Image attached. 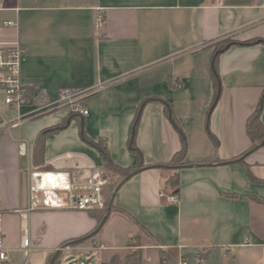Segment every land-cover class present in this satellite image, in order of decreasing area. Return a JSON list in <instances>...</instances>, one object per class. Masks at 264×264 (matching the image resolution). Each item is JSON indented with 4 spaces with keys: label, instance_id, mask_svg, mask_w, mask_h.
I'll return each mask as SVG.
<instances>
[{
    "label": "crops",
    "instance_id": "obj_1",
    "mask_svg": "<svg viewBox=\"0 0 264 264\" xmlns=\"http://www.w3.org/2000/svg\"><path fill=\"white\" fill-rule=\"evenodd\" d=\"M227 41L234 44L216 57ZM4 44L24 50L22 81L46 90L20 109L0 95V211L9 260L24 236L48 264L66 244L122 250L144 230L158 264L179 255L189 264H264V145L254 149L262 142L253 147L247 129L264 94V0H0ZM214 68L221 90L212 107ZM64 88L96 89L76 102L88 115L57 104ZM144 101L138 157L128 145ZM260 121L264 126V108ZM66 122L38 150L40 134ZM175 124L188 145L180 166L173 164L182 150ZM88 141L103 143L118 167L135 169L128 178L110 175L105 194L119 188L93 237L99 212L30 210L42 205L30 188L33 171L104 168ZM161 192L178 202L166 203ZM117 219L123 237L103 239Z\"/></svg>",
    "mask_w": 264,
    "mask_h": 264
},
{
    "label": "built area",
    "instance_id": "obj_2",
    "mask_svg": "<svg viewBox=\"0 0 264 264\" xmlns=\"http://www.w3.org/2000/svg\"><path fill=\"white\" fill-rule=\"evenodd\" d=\"M104 22L101 15L97 19L98 26ZM5 26L12 27L15 24L11 21L5 22ZM24 50L16 44L0 45V95L5 105L13 108H23L34 102L40 101L46 94V90L34 83H24L21 79V62ZM96 92V89L78 90L64 88L60 90L57 104H70L74 111L86 116L89 110L80 103L87 96ZM52 105H50L51 107ZM14 127L16 124L13 125ZM19 154L26 156L27 145L25 142L19 144ZM53 180L55 185L43 187L45 180ZM110 174L104 168H93L85 172L75 171H33L31 173V191L42 196V205L32 207L30 210H67L74 212H89L93 210H104L107 197L105 189L110 185ZM160 198L168 204L177 203L178 196L173 193L161 192ZM24 219L26 212H20ZM4 213L0 211V262L9 261V252L5 248V237L3 233ZM95 249V250H94ZM94 251L103 252L106 247L99 245ZM20 252L28 258L30 255V239L24 236L20 245ZM63 254L71 251V246L62 247ZM203 259H199L202 264ZM80 264H90L84 260ZM98 264H104L98 258ZM160 264H189L182 255L177 257H165Z\"/></svg>",
    "mask_w": 264,
    "mask_h": 264
},
{
    "label": "trees",
    "instance_id": "obj_3",
    "mask_svg": "<svg viewBox=\"0 0 264 264\" xmlns=\"http://www.w3.org/2000/svg\"><path fill=\"white\" fill-rule=\"evenodd\" d=\"M233 44H234L233 42L227 41V42H224V44L218 46V49L216 51V57L219 56V54H221L225 50H227ZM214 81H215V87H216V94H215V98H214L212 107L216 106V104L220 98L221 85H220V78L218 75L217 68H214ZM146 103H147V101H144L141 104L140 109H139L136 117L134 118L131 129H130L129 145L128 146H129L130 151L137 154L138 157H141V153L137 149V146H136V135H137L138 126L140 123L141 112H142V109ZM263 108H264V94H263L262 99L260 100V102L258 104L256 112L248 120V123H247V129H248V133L252 139L253 147H255L257 144L264 141V126L260 121V117H261V113L263 111ZM168 114H169V112H168ZM66 127H67V122L43 131L40 134L38 141H37L38 150L42 149L43 139L46 135L52 134V133H58ZM175 127L178 130V132L181 136V139H182V150L180 151V153H178L177 155L174 156L173 164L176 166H180V165H185L184 161H185V157L187 154L188 145H187V140L185 138L183 131L176 124H175ZM89 143L92 144L93 146H95L100 151V153L104 159V163H105L104 169L110 175H118V176L124 178V177H128L132 172H135V169H124V168H121V167H118L117 165H115L103 143H101V142L100 143L89 142ZM244 165H245V163H244ZM246 171H247L249 177L252 180L256 181L255 177L252 175V173L247 168V166H246ZM172 182H173V185L177 186V181H172ZM114 190H115V186L111 185L108 192H107V195H106L107 202H106V208L104 210H93L92 211V212H94V211L99 212L100 221H102V219L104 218V216L108 212V208L110 206ZM112 208H113V205H112ZM95 234H97V232L91 233L90 236L93 237V236H95ZM137 255H138V257H136V255H135V256H127L126 258H128V260L131 259L130 263H132V264H141L142 257L140 256V253H137ZM55 263H57V262L55 261ZM112 264H117V263L113 262Z\"/></svg>",
    "mask_w": 264,
    "mask_h": 264
},
{
    "label": "rangeland",
    "instance_id": "obj_4",
    "mask_svg": "<svg viewBox=\"0 0 264 264\" xmlns=\"http://www.w3.org/2000/svg\"><path fill=\"white\" fill-rule=\"evenodd\" d=\"M121 228L123 227L120 220L117 219L111 221L109 226H106V228L103 230L106 235L103 237V239H115L116 242H118V240H120L122 236L120 234L122 231ZM81 242L82 241H77L74 243L64 245L63 247H66L68 245L71 246V251L63 254V251L59 250L58 255L56 256L55 259L57 263H55V261L54 263L80 264V261L84 260L90 264H98V258H101V261L104 264H112L113 262H116L117 264H132L130 263L131 259L128 260V258L126 257L135 256V255L136 257H138L137 253H140V256L142 257L141 264H158V258L154 253V250L155 251L157 250L154 247L151 237L144 230H140L139 234L129 238L128 241L129 245H127L126 248L122 250L106 249L100 254L99 251H94L95 250L94 248L99 245H96V243H94L93 241L89 242L92 244L91 245L92 249L91 250L87 249L88 251L82 250L78 247V245L81 244ZM10 255H11L9 260L10 264H46L47 262V257L44 258L39 253H33L32 250H30V255L28 258H26L22 252H18V251L11 252ZM52 258L53 256L50 257L48 264L50 263ZM164 258L165 256H161L160 261ZM9 263L0 262V264H9Z\"/></svg>",
    "mask_w": 264,
    "mask_h": 264
},
{
    "label": "water",
    "instance_id": "obj_5",
    "mask_svg": "<svg viewBox=\"0 0 264 264\" xmlns=\"http://www.w3.org/2000/svg\"><path fill=\"white\" fill-rule=\"evenodd\" d=\"M263 145H264V141H263L260 145L256 146L254 149H257V148H259V147H261V146H263ZM254 149H253V150H254ZM127 178H128V177H127ZM127 178H126V179H127ZM126 179H124V180H126ZM123 182H124V181H123ZM120 185H122V183H121ZM120 185H119V186H120ZM118 188H119V187H117V189L115 190V192H114V194H113V197H112V199H111V203H110V206H109V211H108L107 215H106V216L103 218V220L101 221V223H100L98 229L96 230V232H98V231L102 228V226L105 224V222H106V220H107V218H108V215H109V213H110V211H111L112 204H113V200H114V196H115V194H116ZM57 255H58V253H56V254L53 256V258L51 259V261H50L49 264H54V261H55Z\"/></svg>",
    "mask_w": 264,
    "mask_h": 264
},
{
    "label": "bare ground",
    "instance_id": "obj_6",
    "mask_svg": "<svg viewBox=\"0 0 264 264\" xmlns=\"http://www.w3.org/2000/svg\"><path fill=\"white\" fill-rule=\"evenodd\" d=\"M47 181H49V187H52L53 185H55V182L53 181V180H45L42 184H41V186H43V187H47L46 186V183H47Z\"/></svg>",
    "mask_w": 264,
    "mask_h": 264
}]
</instances>
